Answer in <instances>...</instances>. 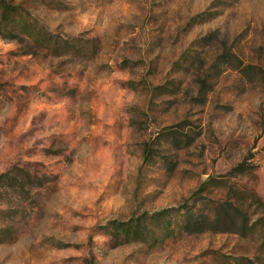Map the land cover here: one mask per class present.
<instances>
[{
	"label": "rangeland",
	"instance_id": "374dc122",
	"mask_svg": "<svg viewBox=\"0 0 264 264\" xmlns=\"http://www.w3.org/2000/svg\"><path fill=\"white\" fill-rule=\"evenodd\" d=\"M0 264H264V0H0Z\"/></svg>",
	"mask_w": 264,
	"mask_h": 264
}]
</instances>
